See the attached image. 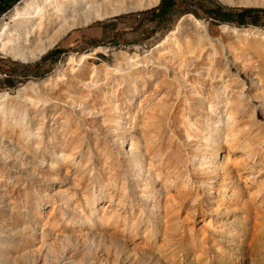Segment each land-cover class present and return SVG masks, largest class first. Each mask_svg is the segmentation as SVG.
<instances>
[{"label":"rangeland","instance_id":"1","mask_svg":"<svg viewBox=\"0 0 264 264\" xmlns=\"http://www.w3.org/2000/svg\"><path fill=\"white\" fill-rule=\"evenodd\" d=\"M53 1L0 17V264H264V0L86 1L38 36Z\"/></svg>","mask_w":264,"mask_h":264},{"label":"trees","instance_id":"2","mask_svg":"<svg viewBox=\"0 0 264 264\" xmlns=\"http://www.w3.org/2000/svg\"><path fill=\"white\" fill-rule=\"evenodd\" d=\"M19 0H0V17L5 12H8L14 4H16ZM186 0H161L157 11V17L163 18L168 15H171V13L175 10V8L180 4L184 3ZM255 11H258L254 8H247L245 10H242L238 12L237 14L234 13L232 10L225 9L222 5L218 4L216 7L212 10V15L218 22H233L236 20V22L239 25H246V17ZM197 13V12H195ZM237 16V17H236ZM236 17V19H235ZM256 22V20H253V23ZM64 50L62 49H56L53 52V55L58 56L60 53H62Z\"/></svg>","mask_w":264,"mask_h":264},{"label":"bare ground","instance_id":"3","mask_svg":"<svg viewBox=\"0 0 264 264\" xmlns=\"http://www.w3.org/2000/svg\"><path fill=\"white\" fill-rule=\"evenodd\" d=\"M86 1L89 3L94 0H55L53 1L54 4V12L56 17L54 18L51 11H49L45 16V21H47V27L40 28L37 31L38 36L43 35L42 30H49V27L51 26V23H54L55 20L58 22H61L62 25L66 28L70 26L69 20L73 16H77L79 14H85L88 10V7L86 5ZM18 11L17 7L14 9L12 14H16ZM50 21V22H49ZM7 24L6 23H0V33L3 32V30L6 29ZM62 36V34L57 35L52 41H49V46L53 47L55 44H57L58 39ZM33 58H36L35 56Z\"/></svg>","mask_w":264,"mask_h":264},{"label":"crops","instance_id":"4","mask_svg":"<svg viewBox=\"0 0 264 264\" xmlns=\"http://www.w3.org/2000/svg\"><path fill=\"white\" fill-rule=\"evenodd\" d=\"M101 31L100 30H96V36H97V38H101V33H100ZM90 33V32H89ZM82 35H83V39H87V37H88V35H91V34H86V35H84L83 33H82ZM76 38H74V40H75ZM77 40V39H76ZM71 45H73V41H71V40H69V41H67V42H64L63 44H61V45H59L58 47H57V49H62V50H65V49H67L68 47H70Z\"/></svg>","mask_w":264,"mask_h":264},{"label":"built area","instance_id":"5","mask_svg":"<svg viewBox=\"0 0 264 264\" xmlns=\"http://www.w3.org/2000/svg\"><path fill=\"white\" fill-rule=\"evenodd\" d=\"M3 77H7V73L6 72H4V73L0 72V78H3Z\"/></svg>","mask_w":264,"mask_h":264}]
</instances>
